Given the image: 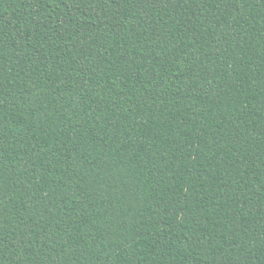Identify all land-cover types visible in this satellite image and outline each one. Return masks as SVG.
<instances>
[{"label": "trees", "instance_id": "1", "mask_svg": "<svg viewBox=\"0 0 264 264\" xmlns=\"http://www.w3.org/2000/svg\"><path fill=\"white\" fill-rule=\"evenodd\" d=\"M0 264H264V0H0Z\"/></svg>", "mask_w": 264, "mask_h": 264}]
</instances>
